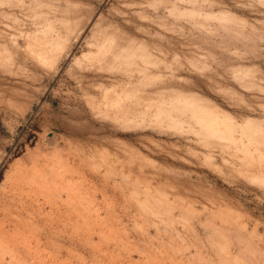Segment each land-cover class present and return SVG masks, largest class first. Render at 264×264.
<instances>
[{
	"label": "rangeland",
	"instance_id": "rangeland-1",
	"mask_svg": "<svg viewBox=\"0 0 264 264\" xmlns=\"http://www.w3.org/2000/svg\"><path fill=\"white\" fill-rule=\"evenodd\" d=\"M0 221V264H264V0H0Z\"/></svg>",
	"mask_w": 264,
	"mask_h": 264
},
{
	"label": "bare ground",
	"instance_id": "bare-ground-1",
	"mask_svg": "<svg viewBox=\"0 0 264 264\" xmlns=\"http://www.w3.org/2000/svg\"><path fill=\"white\" fill-rule=\"evenodd\" d=\"M33 166V165H32ZM31 166V167H32ZM27 167V166H26ZM31 167L29 168V170L31 169ZM28 168V167H27ZM28 170V171H29ZM33 170H36V169H33ZM26 171V170H25ZM34 173V172H33ZM23 174V173H22ZM16 176H17V174H16ZM34 176H36V175H34ZM32 177V176H31ZM39 178V177H38ZM43 178H45V177H43ZM20 179H22V178H20ZM14 180V179H13ZM17 180V179H16ZM18 181V180H17ZM23 181V180H22ZM30 181V180H29ZM21 182V181H20ZM26 182H28L27 180H26ZM28 184V183H27ZM12 186H13V184H12ZM19 186V185H18ZM31 186V185H30ZM16 188V187H15ZM18 188V187H17ZM14 189V188H13ZM36 189V188H35ZM26 190V189H25ZM24 189H23V191H25ZM10 191V190H9ZM19 192V191H18ZM7 193V192H6ZM9 194V193H8ZM23 194V193H22ZM4 195V194H3ZM12 195V194H11ZM28 195H30V194H28ZM32 195V194H31ZM8 196H10V195H8ZM13 196V195H12ZM39 197V196H38ZM5 198V197H4ZM8 198V197H7ZM19 198V197H18ZM37 198V197H36ZM13 199H15V198H13ZM20 199V198H19ZM33 199H35V198H33ZM38 199V198H37ZM10 200V199H9ZM24 200H25V198H24ZM23 200V201H24ZM3 201V200H2ZM5 201V200H4ZM11 201V200H10ZM22 201V202H23ZM7 202V201H6ZM20 202V201H19ZM29 202V201H28ZM8 203V202H7ZM13 203V202H12ZM17 203V202H16ZM30 203V202H29ZM4 204H6L5 202H4ZM29 205V204H28ZM7 206V205H6ZM14 206V205H13ZM17 206V205H16ZM23 207H24V204H23ZM33 207V206H32ZM11 208V207H10ZM13 209V208H12ZM3 210H5V209H3ZM21 210V209H20ZM26 210V209H25ZM27 210H29L28 209V207H27ZM8 211V210H7ZM4 212V211H3ZM2 212V213H3ZM18 212V211H17ZM29 212V211H28ZM32 212V211H31ZM20 213H22V211L20 212ZM6 214V213H5ZM15 214V213H14ZM19 214V213H18ZM20 215V214H19ZM24 216V215H23ZM27 216V215H26ZM16 217V216H15ZM19 218L20 217H18L17 219L19 220ZM11 219H12V217H11ZM25 220V219H24ZM1 222V221H0ZM10 222V221H9ZM11 223V222H10ZM14 224V223H13ZM24 224H26V223H23L22 225H24ZM20 225H21V223H20ZM11 227H12V225H11ZM11 229V228H10ZM13 229V228H12ZM9 230V229H8ZM14 230V229H13ZM18 232V231H17ZM8 233V232H7ZM21 233V232H20ZM1 234V233H0ZM17 236V235H16ZM19 236V235H18ZM13 237V236H12ZM0 238H2V237H0ZM10 238V237H9ZM14 238V237H13ZM7 239V238H6ZM3 241V240H2ZM24 243V242H23ZM1 244V243H0ZM18 244V243H17ZM21 244H22V242H21ZM22 246V245H21ZM1 247V246H0ZM20 248V247H19ZM24 248V247H23ZM25 249V248H24ZM18 250H20V249H18ZM2 251V250H1ZM0 251V252H1ZM9 251V250H8ZM10 252V251H9ZM8 252V253H9ZM20 252V251H19ZM22 254V253H21ZM3 255V254H2ZM13 256V255H12ZM19 256V255H18Z\"/></svg>",
	"mask_w": 264,
	"mask_h": 264
}]
</instances>
